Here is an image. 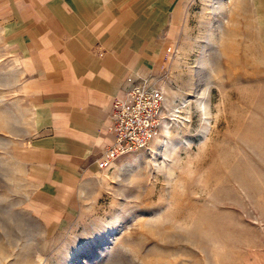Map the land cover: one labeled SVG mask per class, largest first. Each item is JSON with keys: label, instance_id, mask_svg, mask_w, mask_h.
Segmentation results:
<instances>
[{"label": "rangeland", "instance_id": "obj_1", "mask_svg": "<svg viewBox=\"0 0 264 264\" xmlns=\"http://www.w3.org/2000/svg\"><path fill=\"white\" fill-rule=\"evenodd\" d=\"M147 3L151 23L164 19L150 72L171 125L99 167L58 222L28 203L32 110L19 32L1 9L0 264H264V0Z\"/></svg>", "mask_w": 264, "mask_h": 264}, {"label": "crops", "instance_id": "obj_2", "mask_svg": "<svg viewBox=\"0 0 264 264\" xmlns=\"http://www.w3.org/2000/svg\"><path fill=\"white\" fill-rule=\"evenodd\" d=\"M147 4L0 0L5 22L19 32L20 93L32 110L28 203L45 220L76 215L82 183L97 177L101 154L113 141L114 97L130 74L154 76L150 71L158 67L165 41L150 46L149 37L157 38L164 19L151 23L143 13Z\"/></svg>", "mask_w": 264, "mask_h": 264}, {"label": "built area", "instance_id": "obj_3", "mask_svg": "<svg viewBox=\"0 0 264 264\" xmlns=\"http://www.w3.org/2000/svg\"><path fill=\"white\" fill-rule=\"evenodd\" d=\"M109 130L113 141L102 152L98 166L106 169L121 155L147 148L171 125L166 94L157 78L130 74L112 102Z\"/></svg>", "mask_w": 264, "mask_h": 264}, {"label": "bare ground", "instance_id": "obj_4", "mask_svg": "<svg viewBox=\"0 0 264 264\" xmlns=\"http://www.w3.org/2000/svg\"><path fill=\"white\" fill-rule=\"evenodd\" d=\"M219 8L221 9V11H222V13H223V7L221 6V2L219 1ZM224 20V19H223ZM223 20H219V26L222 28V30H223V27H222V25H223ZM216 37V33H215V31H214V27L213 26H211V28H210V32H209V41H210V43L212 44V45H215L216 43H217V39L215 38ZM222 37H223V32H222ZM205 51H206V49L204 48V50H203V56L205 57H207V55L205 54ZM167 123H169V122H167ZM167 123H165V125H164V127H163V130H164V128H165V126H166V124ZM163 132V131H162Z\"/></svg>", "mask_w": 264, "mask_h": 264}]
</instances>
